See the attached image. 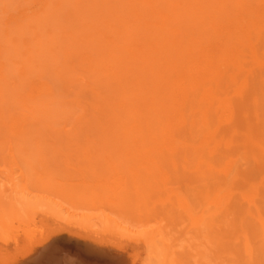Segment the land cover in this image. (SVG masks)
<instances>
[{"label": "rangeland", "instance_id": "1", "mask_svg": "<svg viewBox=\"0 0 264 264\" xmlns=\"http://www.w3.org/2000/svg\"><path fill=\"white\" fill-rule=\"evenodd\" d=\"M66 1L69 2V0H0V64H2L0 67L4 70L7 80V84L3 87L5 92L0 94V114H3L0 116L2 122H0V190L9 188L10 178H13L20 196L27 194L28 198L38 202L35 196L40 191V186L36 185L34 180L36 178L37 181L43 179L42 184L44 183L46 189L51 181L58 177L65 188L80 180L86 181L89 185L104 181L112 187H119V183L124 178L146 177L148 181L150 178V181L155 182L151 187L154 192L163 194L167 202L174 203L177 198L181 199L193 212L191 219L186 218L188 221L173 215L166 217L167 219L160 224L162 227L167 224L166 227L169 228L165 227L167 238L172 236L167 244H176L179 238L180 248L174 258L177 259L175 264H180L179 261L182 262L181 264H264V0L237 1L240 9L238 21L242 26L241 32L234 30L235 20L223 19L224 22L218 23L214 33L207 31L203 35L204 42L201 41V45H198L203 49V60L209 59V55L213 53L211 51L224 44L228 50L222 66L224 68H220L219 76H222V79L219 78L220 82L216 83V86H213L215 82L204 79L206 73L195 59L197 58L195 55L189 57L194 63L187 68L184 62L180 64L181 67L184 66L183 70L187 71V74L195 75V81H190L191 78L187 79L183 72L179 73V64L173 62L172 70H176L173 74L177 73V75L172 74V84L170 83L172 95L168 101L170 106L164 108L165 110L169 108L167 111H170L160 110L161 114H159L156 109L158 122L155 121V124L144 131L145 133L142 131L140 137L134 138L131 145L133 147L130 146V149L126 150V157L127 159L135 157L138 163L137 166L134 164L136 167L130 165L131 168L127 167V169H125L127 165L121 166L122 164L116 162V152L113 151V147L107 145L105 153L103 147L93 146L91 143L95 139L98 141L100 135L96 133L98 130L94 127L95 117L89 111L88 105L92 96L87 89H83L80 82L76 81L85 75V68L79 67L74 76L70 73L67 76L62 65L49 64L52 57L56 60L63 58V51H59L58 47L67 49L69 46L66 36L61 38L63 32L57 28L72 26L71 21L66 20L67 13L71 9V5L66 4ZM74 1L71 0L70 3ZM251 14L255 16L251 17ZM25 16L28 18L24 19ZM49 31L53 32L54 36L45 37V33ZM34 32L37 34L44 32L43 44L33 38L37 35L36 33L34 35ZM13 36L18 41V47H14L13 43L11 45ZM28 47L33 50L36 48L34 50L36 55L33 54L31 57L39 62H37L38 66L36 61L28 64L27 75L17 76L19 71L11 59H19L24 48L29 49ZM49 47L54 50L52 56ZM231 47H235L233 52L229 51ZM37 50L40 52L36 53ZM70 51L73 49L70 48ZM198 51L200 50L196 53ZM57 52L59 54H56ZM236 58L239 59L240 67L236 66ZM64 77H70V81L75 77V82L71 83L69 78L64 79ZM20 81H23L21 85H19ZM69 82L71 84H68ZM192 82H195L193 86ZM21 91L28 97L30 94L34 99L28 101L30 103L26 108L18 102L16 92ZM81 92L86 93L82 95ZM195 95H199V101L196 100ZM87 101V104L84 103ZM105 120V117L99 120L98 126L105 124ZM160 123L161 125L158 126ZM12 129L20 130L22 133L14 134ZM86 138L88 141L85 140ZM95 153L100 158L90 160V156ZM105 157L108 159V164H104L102 160ZM109 165L113 169H110ZM79 170L83 173L79 174L77 172ZM57 187L59 186H56V190ZM61 188L60 186V190ZM54 189L55 187L52 186L47 192L55 191ZM183 192L190 197L183 195ZM5 193L0 199V215L8 214L10 207V204L8 205L10 199L6 198L9 197L7 195L9 192ZM192 198L194 199L191 200ZM107 210L103 209V212L108 215ZM77 213L80 215L87 212ZM174 217L178 219L173 225L172 220H176ZM15 226L17 227L18 224L15 223ZM185 229L192 235H188ZM69 230L62 231L59 238L57 237L59 243L69 241L67 237L70 239L72 234ZM101 234L100 232L97 236L93 235L97 237L94 240L100 241ZM244 235L250 242L252 256L255 257L253 261H248L243 253ZM74 237L71 235L70 246L83 247V239Z\"/></svg>", "mask_w": 264, "mask_h": 264}, {"label": "bare ground", "instance_id": "2", "mask_svg": "<svg viewBox=\"0 0 264 264\" xmlns=\"http://www.w3.org/2000/svg\"><path fill=\"white\" fill-rule=\"evenodd\" d=\"M237 1L238 0H75L73 3H70L71 0H69V2L66 1V4L69 3L71 5L66 20H70L72 26L56 27L63 32L61 38L66 36L69 46L67 49L58 47L59 51H63V58H61V60H56V58L52 57L53 59L50 60L49 64L58 63L62 65L67 76L70 74L74 76L77 73L75 71L78 70L77 68L79 67L85 68V75L76 81L80 82L81 84H79L82 85L83 89H87L92 96V99L88 97V99H91L88 105L90 108L89 111L96 120V122L92 120L95 122L94 127L98 130L96 133H100V135H98V141L95 139V141L91 142L92 139L89 137L92 145L103 147L102 149L105 153L107 152V149L105 151V148H108L107 145L113 147V151L116 152V162L122 164L121 166L127 165L125 169H127V167L131 168L130 165L133 166L138 163L135 157L133 159H127L126 150L130 149L133 143L132 141L136 136L140 137L142 131L144 132L149 126L151 127L152 124H155L160 110L163 112L170 111H167L169 108L166 110L164 108L170 106L168 101H170V95H172L170 92V87L172 86H170V83L172 84L171 77L177 75V73L173 74V72H176L175 69V71L172 70L174 67L172 66L173 62L177 65L179 64V73L183 72V75H185L187 79L191 78L190 81H195L196 78L194 74L191 76L190 73L187 74V71L183 70L184 66L187 68L188 65L194 63L191 59L189 60V57L195 55L197 58H193L198 60L199 65L202 67L204 73H206L204 79L215 82L213 86H216V83L218 84L220 82L219 78L222 79V76H219L221 75L220 68H224L222 66L226 60L225 55L228 50H226L224 44L219 48H215L214 51H211L213 53L209 55V59L203 60V49L198 45H201V41H203L202 38H204L203 35H205L207 31L214 33L218 23L223 21V19H228V21L229 19L235 20L233 28H235V31L241 32L240 29L242 26L238 21L240 9ZM254 16L251 14V17ZM27 18L25 16L24 19ZM46 25L48 26V24ZM34 26L36 27V25ZM5 29L7 30V28ZM35 33L37 34V32H34V35ZM42 34H44V32H39L33 37L36 38L38 43L41 42V44H43ZM57 34H55V36H57ZM51 35H53V32L49 31L45 33V37H50ZM12 38L11 45L13 43L14 47H18V41L14 39V36ZM211 39L214 40V38ZM25 41L27 42L28 40ZM15 42H17V44H15ZM166 47H168V49H166ZM70 48H72L73 51H70ZM234 49L235 47H231L229 51L233 52ZM34 50H36V48H34ZM34 50L31 47L29 49L24 48V51L21 50L23 53L19 59H11V62L14 61L17 71H19V75L17 76L24 77L27 75L28 64H32L35 61L36 63L38 62L31 57L35 52ZM197 50L200 51L196 53ZM38 52H40V50L36 51V53ZM53 52L54 50H51V56ZM56 54L59 53L57 52ZM238 60L237 58L235 60L236 66L240 67L241 64L238 63ZM182 62H184L185 65L181 67L180 64H182ZM0 66H2V64H0ZM3 72L4 70L0 67L1 95L5 92L3 87L7 84ZM65 73L63 74L65 75ZM70 77H64V79L69 78L68 80L70 81ZM62 79L63 77L61 80ZM66 81L65 83L67 84ZM72 81L70 82H75V77ZM22 82L23 81H20L19 85H21ZM70 82L68 84H71ZM191 84L193 86L195 82ZM16 93L19 98L18 102L21 103L24 108L27 107L26 105H29L30 102L28 101H34L30 94L28 97L27 94L22 91ZM83 93L81 92L82 95ZM198 96L199 95L195 98L199 101L200 97ZM82 98H84V96H82ZM84 103L87 104L88 101ZM159 114L161 113L159 112ZM0 116H3V114H0ZM103 117L106 119L105 124H100L98 126V121ZM163 118L162 121L167 118L166 114L164 120ZM6 120L4 119V121ZM78 120L80 121V119ZM5 124L7 123L5 122ZM160 125L161 123L158 126ZM12 131L14 134L17 133V135L22 133L20 130L17 131L12 129ZM57 139L58 138H56V140ZM85 140L88 141L87 138ZM67 146L68 145H66V147ZM24 151L28 152L27 149H24ZM68 152L70 153V151ZM96 154L97 153L91 155L90 160L100 158V156ZM102 160L105 162L104 164H108V159L106 157ZM123 161L125 162L123 163ZM109 168L113 169L110 165ZM77 172L79 174L83 173L81 170ZM109 172L112 173L111 171ZM36 179H34L36 185L38 187L40 186V191H38L37 194L38 196H35L38 198V202H34V200H32L33 198H28L29 196H26L27 194L20 196L17 192L15 179L13 178H10L9 188L6 187L7 189L0 190V199H2L5 192V194L9 192L7 194L9 197L6 198L10 199L8 203V205L10 204L8 214L0 215V264H175L177 262V259L175 260L174 258L180 248L178 244L179 238L176 240V244H167L172 236L171 238H167L168 234L165 229L167 224L165 227H162L160 224L167 219L166 217L173 215L180 216L181 220L184 218H188L189 220L193 216V212L189 207L183 204L181 199L177 198L174 203H172V201L167 202L163 194L156 193L157 191L154 192L151 187L155 182L153 180L150 181V178L149 181L146 177L134 178L132 176L129 179L124 178L119 183V187H112L104 181L93 182V184L91 183L89 185L86 181L82 182V180H80L82 183L78 181L80 183L77 182L65 188L63 186L64 184L61 185L62 183L59 182L58 177V179L52 180L54 183L51 181V185L49 184L50 187H48L49 185L47 186L48 189L52 186L55 187V191L51 192H47L48 189L45 188L43 185L44 183L42 184L43 179H39L40 181ZM57 185L59 187H57L56 190ZM60 186L62 187L61 190ZM41 188L45 189L42 190ZM184 194L187 195V193L183 192V195ZM188 196L189 194L186 197ZM193 199L194 198L191 200ZM6 208L7 207H5V209ZM103 209H108L107 211L109 214H104ZM79 211H86L87 213L79 215L77 213ZM177 219L172 220L173 225ZM15 223L18 224L17 227ZM182 228H184V226H182ZM68 229H70L69 232L72 233L71 235L75 236L74 238L83 239V247H78V245L75 247L70 246L71 235L70 239L67 237L69 240L68 242L62 244V241L59 243L57 240L59 238L58 236L63 233L62 231H67ZM185 230L188 235H192L190 234L191 232L189 233V230ZM100 232L102 233L100 236L103 238L101 237L100 241H97V239L94 240ZM179 232L180 231H178V235ZM93 235L96 236L94 237ZM177 237L176 235V238ZM188 239L191 240L189 237ZM65 240L67 241V239ZM243 240V253L246 258H248V261H253L255 257L253 258L252 256V250L249 245L250 242H248L245 235ZM76 242H78V240H76ZM179 263L181 264L182 262L179 261Z\"/></svg>", "mask_w": 264, "mask_h": 264}]
</instances>
